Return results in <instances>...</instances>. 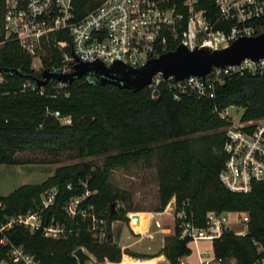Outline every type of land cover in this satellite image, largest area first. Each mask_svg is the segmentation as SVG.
I'll list each match as a JSON object with an SVG mask.
<instances>
[{
    "label": "trees",
    "instance_id": "1",
    "mask_svg": "<svg viewBox=\"0 0 264 264\" xmlns=\"http://www.w3.org/2000/svg\"><path fill=\"white\" fill-rule=\"evenodd\" d=\"M104 0H74L75 21L84 18ZM201 7L213 19L214 0H201ZM174 49V47H171ZM48 64V63H47ZM0 167L3 165L59 164V154L74 152L78 162L59 166L55 173L40 184L23 185L7 196L0 195V224L11 217L39 212L43 225H60L61 238H47L41 229L34 232L24 226H14L7 232L13 245L23 246L40 264H79L78 249H87L101 262L120 263L123 252L114 243L112 224L128 222V211L116 209L124 202V192L111 184L114 170L143 162L149 168L158 158L159 206L163 212L174 199L176 215L185 212L186 221L198 228L206 226L209 212H235L249 215L248 234L240 237L234 232L212 242L215 255L224 262L256 264L264 260V184L254 183L251 192L236 193L227 189L219 175L224 166L222 152L226 122L215 110L230 106L246 110L244 118L264 115V75H234L216 89L215 99H196L183 96L175 100L166 85L157 99L149 89L135 91L111 84H101L83 77L73 84L57 89L56 83L37 87L41 74L32 68V58L15 39H6L0 29ZM32 82L25 89L24 84ZM70 118L63 124L54 116ZM217 150L207 147L197 150L196 134ZM209 137V139H207ZM213 148V147H212ZM42 151L49 159L23 160L26 152ZM88 158H103L99 167ZM71 186V189L68 188ZM57 190L53 204L43 209L42 199ZM82 207L105 222L107 240L99 245L92 232V216L70 218L65 205L74 197L86 195ZM113 205L115 208L113 209ZM181 221L175 218V235L166 239L163 253L171 264L190 256L189 239L181 240ZM261 248V251L259 250ZM0 260L6 249L0 246Z\"/></svg>",
    "mask_w": 264,
    "mask_h": 264
},
{
    "label": "built area",
    "instance_id": "2",
    "mask_svg": "<svg viewBox=\"0 0 264 264\" xmlns=\"http://www.w3.org/2000/svg\"><path fill=\"white\" fill-rule=\"evenodd\" d=\"M73 3L74 0H0V29L5 40L12 38L20 44L31 56L32 68L41 78L45 71L70 75L81 64L100 63L110 68L121 63L139 69L180 46L191 52L220 51L239 39L264 34V0H214L216 15L213 19L201 7V0H104L84 18L75 21ZM237 74L264 75V59H245L236 66L214 68L205 78L192 76L183 81H176L174 77L166 79L159 73L147 89L154 100L163 85L173 91L177 101L183 96L211 100L216 97L217 87ZM53 82L57 89L68 85L50 83ZM32 85L27 81L24 88ZM232 107L237 106L215 110L226 122L222 128L225 162L219 178L230 191L247 194L254 183L264 184V115L245 119L244 113L236 119L229 115ZM54 116L70 123V119L61 118L59 112ZM56 193L53 189L43 196V209L53 204ZM87 195L72 198L64 209L70 218L92 216L94 238L103 245L108 236L105 222L82 207ZM229 215L231 212H209L206 226L198 228L186 221L185 212H181L175 215L181 221L180 239H189L195 245L200 241L213 242L225 232H231L234 223L246 226L236 233L245 237L249 215L240 214L242 218L235 221H231ZM17 225L31 232L41 229L47 238L58 239L63 234L58 224L43 225L39 212L11 217L0 224V246L6 249V258L1 259L0 264H40L33 254L23 246L13 245L7 237V232ZM197 251L199 264H225L213 249L197 248ZM261 263L264 264V260Z\"/></svg>",
    "mask_w": 264,
    "mask_h": 264
},
{
    "label": "rangeland",
    "instance_id": "3",
    "mask_svg": "<svg viewBox=\"0 0 264 264\" xmlns=\"http://www.w3.org/2000/svg\"><path fill=\"white\" fill-rule=\"evenodd\" d=\"M245 109L240 107H232L229 109V115L233 118H240L244 115ZM70 119V118H69ZM63 124H67L66 121H61ZM213 132H203L196 134L193 138L197 142V150L201 154L206 152L207 147H210L214 152L217 148L209 141L199 138L200 136H212ZM209 137L207 139H209ZM213 147V148H212ZM23 160H36L41 161L49 159L45 152L34 151L19 154L18 156ZM60 161L59 164H27V165H3L0 167V194L8 195L15 189L28 184H40L51 177L55 170L62 165H70L78 162V159H74V152H64L57 156ZM87 162L91 163L94 168L103 164V158H88ZM161 167L159 165L158 158L155 159L154 166L149 168L143 162L131 163L127 168L116 169L111 174V184L113 187L121 192H124L126 200L120 201L116 205V209L122 208L128 211V214H137L138 212H156L159 206V179H160ZM176 208L175 200L173 199L169 205ZM165 211V210H164ZM163 211V212H164ZM136 212V213H135ZM127 214V215H128ZM246 213L231 212L229 218L231 221H235L237 218H242V215ZM176 215V213H175ZM248 215V214H247ZM131 218V216H130ZM132 219V218H131ZM166 222L170 221L173 226L171 218L165 217ZM132 222V221H131ZM124 224H116L115 231H120ZM245 225H234L231 230L236 234L237 232L244 230ZM117 233V232H116ZM197 248L200 250H207L212 248V242L200 241L198 245H192L191 259H196ZM83 252L90 258L85 261V264H106L108 261L101 262L93 253L87 249H83ZM234 259H228L225 264H235ZM256 264H262L258 262Z\"/></svg>",
    "mask_w": 264,
    "mask_h": 264
},
{
    "label": "water",
    "instance_id": "4",
    "mask_svg": "<svg viewBox=\"0 0 264 264\" xmlns=\"http://www.w3.org/2000/svg\"><path fill=\"white\" fill-rule=\"evenodd\" d=\"M245 59L255 61L264 59V34L258 37L239 39L229 48L220 51L205 49L191 52L180 46L175 51L150 60L139 69L121 63L110 68L95 63L78 65L75 72L70 75L61 76L45 71L37 82V87L46 86L51 81L73 84L75 81L87 77L93 82L141 91L149 87L154 76L159 73H162L166 79L174 77L176 81H183L192 76L205 78L214 68L236 66ZM114 208L115 205H113ZM75 256L79 259V264H85V261L90 259L82 248L76 251Z\"/></svg>",
    "mask_w": 264,
    "mask_h": 264
},
{
    "label": "crops",
    "instance_id": "5",
    "mask_svg": "<svg viewBox=\"0 0 264 264\" xmlns=\"http://www.w3.org/2000/svg\"><path fill=\"white\" fill-rule=\"evenodd\" d=\"M127 217L128 222L116 221L112 224L113 241L123 252L141 257L123 253L120 263L107 262L106 264H171L163 253V249L166 239L175 235V208L167 206L164 212H138L128 214ZM165 217L172 219L173 226L170 221L166 222ZM116 224H124L121 232L115 231ZM193 244H189L191 250H193ZM191 255L181 258L179 264H199L198 251L195 260L191 259Z\"/></svg>",
    "mask_w": 264,
    "mask_h": 264
}]
</instances>
